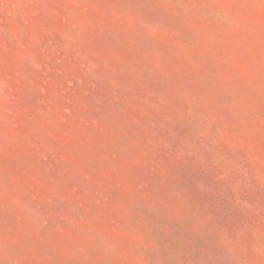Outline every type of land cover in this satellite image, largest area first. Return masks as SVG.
<instances>
[{
    "label": "rangeland",
    "instance_id": "rangeland-1",
    "mask_svg": "<svg viewBox=\"0 0 264 264\" xmlns=\"http://www.w3.org/2000/svg\"><path fill=\"white\" fill-rule=\"evenodd\" d=\"M0 264H264V0H0Z\"/></svg>",
    "mask_w": 264,
    "mask_h": 264
}]
</instances>
